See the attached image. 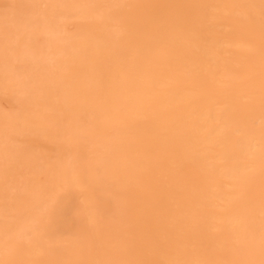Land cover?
I'll list each match as a JSON object with an SVG mask.
<instances>
[{
  "label": "bare ground",
  "instance_id": "obj_1",
  "mask_svg": "<svg viewBox=\"0 0 264 264\" xmlns=\"http://www.w3.org/2000/svg\"><path fill=\"white\" fill-rule=\"evenodd\" d=\"M0 264H264V0H0Z\"/></svg>",
  "mask_w": 264,
  "mask_h": 264
}]
</instances>
